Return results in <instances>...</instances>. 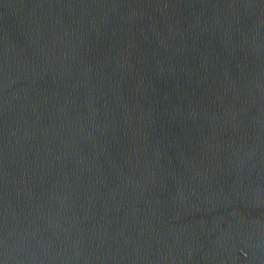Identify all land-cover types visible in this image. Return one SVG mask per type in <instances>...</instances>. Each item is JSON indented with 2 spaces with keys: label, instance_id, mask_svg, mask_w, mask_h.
<instances>
[{
  "label": "water",
  "instance_id": "95a60500",
  "mask_svg": "<svg viewBox=\"0 0 264 264\" xmlns=\"http://www.w3.org/2000/svg\"><path fill=\"white\" fill-rule=\"evenodd\" d=\"M0 264H264V0H0Z\"/></svg>",
  "mask_w": 264,
  "mask_h": 264
}]
</instances>
